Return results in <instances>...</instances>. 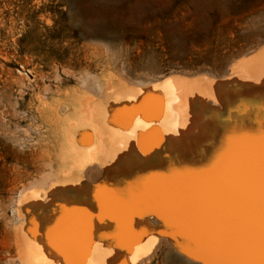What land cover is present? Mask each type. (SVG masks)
I'll list each match as a JSON object with an SVG mask.
<instances>
[{"label": "bare ground", "instance_id": "1", "mask_svg": "<svg viewBox=\"0 0 264 264\" xmlns=\"http://www.w3.org/2000/svg\"><path fill=\"white\" fill-rule=\"evenodd\" d=\"M241 55L73 104L69 166L31 195L19 264H141L169 246L196 264H264V44Z\"/></svg>", "mask_w": 264, "mask_h": 264}, {"label": "rangeland", "instance_id": "2", "mask_svg": "<svg viewBox=\"0 0 264 264\" xmlns=\"http://www.w3.org/2000/svg\"><path fill=\"white\" fill-rule=\"evenodd\" d=\"M262 44L264 0H0V264H19L16 241L31 252V195L69 166L73 104L212 75ZM166 248L141 264L196 262Z\"/></svg>", "mask_w": 264, "mask_h": 264}]
</instances>
